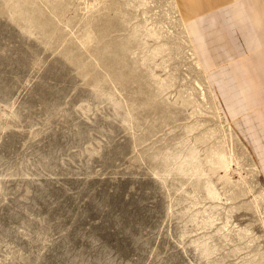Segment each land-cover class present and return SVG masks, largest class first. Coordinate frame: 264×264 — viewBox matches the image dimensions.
Returning <instances> with one entry per match:
<instances>
[{
	"label": "rangeland",
	"instance_id": "rangeland-1",
	"mask_svg": "<svg viewBox=\"0 0 264 264\" xmlns=\"http://www.w3.org/2000/svg\"><path fill=\"white\" fill-rule=\"evenodd\" d=\"M240 119L177 0H0V264H264Z\"/></svg>",
	"mask_w": 264,
	"mask_h": 264
},
{
	"label": "crops",
	"instance_id": "crops-1",
	"mask_svg": "<svg viewBox=\"0 0 264 264\" xmlns=\"http://www.w3.org/2000/svg\"><path fill=\"white\" fill-rule=\"evenodd\" d=\"M177 2L200 61L209 70L210 79L219 91L224 107L233 117H243L237 121V126L242 127L244 132H248L243 124L248 115L255 117V128L263 132L264 125L260 126V123L264 122V0ZM246 69L250 73L246 74ZM224 72L227 78L223 84L217 76ZM226 84L230 85L226 87ZM244 85L248 87L247 94L242 91ZM254 143L255 146L261 144L260 141Z\"/></svg>",
	"mask_w": 264,
	"mask_h": 264
},
{
	"label": "bare ground",
	"instance_id": "bare-ground-1",
	"mask_svg": "<svg viewBox=\"0 0 264 264\" xmlns=\"http://www.w3.org/2000/svg\"><path fill=\"white\" fill-rule=\"evenodd\" d=\"M185 1V0H184ZM186 3V2H185ZM184 3V4H185ZM182 4H183V2H182ZM183 4V5H184ZM187 4H185V6H186ZM193 13V12H192ZM188 16H189V14H188ZM212 34V33H211ZM210 40V39H209ZM208 42V41H207ZM210 42V41H209ZM205 43V42H204ZM211 43V42H210ZM207 45H209V44H207ZM209 47V46H208ZM210 47H213V46H210ZM254 53H255V51H254ZM219 57V56H218ZM214 58H215V56H214ZM217 58V57H216ZM216 61V60H215ZM220 61V60H219ZM250 61H251V59H250ZM236 62V61H235ZM249 62V61H248ZM214 65V64H213ZM217 65V64H216ZM215 65V66H216ZM240 67V66H239ZM221 68V67H220ZM224 68V67H223ZM241 68V67H240ZM251 68V67H250ZM250 68H249V70H250ZM259 68V67H258ZM221 70V69H220ZM247 70V69H246ZM224 71V70H223ZM248 71V70H247ZM250 71H252V70H250ZM261 71V70H260ZM221 73V72H220ZM225 73V72H224ZM242 74H243V72H241ZM248 73H250L249 71L246 73V74H248ZM252 73H253V71H252ZM260 73V72H259ZM259 73H257V74H259ZM261 73H262V71H261ZM241 75V74H240ZM253 74H251V76H252ZM261 75V74H260ZM239 76V75H238ZM254 76V75H253ZM258 76V75H257ZM217 77H219V81H222V83H223V81L227 78V73H225V74H218V76ZM255 77V76H254ZM259 78V77H258ZM264 78V77H263ZM231 79V78H230ZM216 81H217V79H216ZM251 81V80H250ZM231 82V81H230ZM255 82H257L256 80H255ZM261 82V81H260ZM224 84V83H223ZM263 84V83H262ZM230 84H226L225 86L226 87H228ZM232 86H233V84H231ZM218 86H219V84H218ZM222 87H223V85H222ZM234 87L236 88V86H235V84H234ZM235 88H233L234 90H236ZM254 88V87H253ZM221 90V89H220ZM254 90V89H253ZM226 91V90H225ZM242 91L245 93V94H247V91H248V87L247 86H245L244 85V88L242 89ZM238 92V91H237ZM236 93V92H235ZM256 93V92H255ZM226 95V94H225ZM254 95V94H253ZM228 97V96H227ZM254 97V96H253ZM256 101V100H255ZM240 121V120H239ZM243 124H245L246 125V128L248 129V132L250 133V135L253 137V140H254V142H256V141H260L261 142V144L260 145H256L257 147H258V149H259V151H260V154H261V161H262V164H263V166H264V157L262 156V155H264V128H263V132L262 131H260V130H258V129H256L255 128V126H257V123H256V120H255V117L254 116H247V118H246V120L245 121H243ZM255 125V126H254ZM261 125H264V122L263 121H261V123H260V126ZM259 126V127H260ZM247 132V133H248ZM248 133V134H249ZM247 134V135H248Z\"/></svg>",
	"mask_w": 264,
	"mask_h": 264
}]
</instances>
